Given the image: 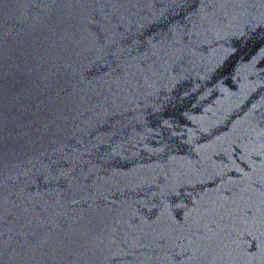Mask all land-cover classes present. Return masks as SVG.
Segmentation results:
<instances>
[{"label": "water", "instance_id": "water-1", "mask_svg": "<svg viewBox=\"0 0 264 264\" xmlns=\"http://www.w3.org/2000/svg\"><path fill=\"white\" fill-rule=\"evenodd\" d=\"M0 264H264V0H0Z\"/></svg>", "mask_w": 264, "mask_h": 264}]
</instances>
